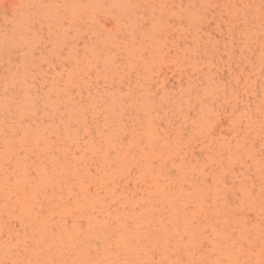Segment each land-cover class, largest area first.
Listing matches in <instances>:
<instances>
[{"label":"rangeland","instance_id":"1","mask_svg":"<svg viewBox=\"0 0 264 264\" xmlns=\"http://www.w3.org/2000/svg\"><path fill=\"white\" fill-rule=\"evenodd\" d=\"M0 264H264V0H0Z\"/></svg>","mask_w":264,"mask_h":264}]
</instances>
